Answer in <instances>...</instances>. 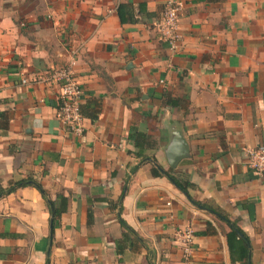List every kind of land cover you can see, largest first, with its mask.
<instances>
[{
	"label": "crops",
	"instance_id": "obj_1",
	"mask_svg": "<svg viewBox=\"0 0 264 264\" xmlns=\"http://www.w3.org/2000/svg\"><path fill=\"white\" fill-rule=\"evenodd\" d=\"M178 1L172 48L159 33L166 0H0V189L36 179L56 206L66 198L52 231L36 186L0 196V264H182L175 232L187 227L192 264H238L227 225L196 202L236 220L251 263L264 264V175L245 155L264 144V0ZM72 53L81 135L56 117L59 87L45 80ZM172 125L190 153L175 168ZM132 127L187 193L128 153Z\"/></svg>",
	"mask_w": 264,
	"mask_h": 264
},
{
	"label": "built area",
	"instance_id": "obj_2",
	"mask_svg": "<svg viewBox=\"0 0 264 264\" xmlns=\"http://www.w3.org/2000/svg\"><path fill=\"white\" fill-rule=\"evenodd\" d=\"M182 3L178 0H166L159 21V33L170 47H174L178 40V16ZM75 53V52H74ZM74 65L73 53L69 62L53 70L45 80L57 83L59 87V105L56 117L72 133L81 135L84 129L83 114L81 112L82 87L77 81L72 66ZM247 166L253 172L264 175V144H258L245 149ZM175 239L182 249V264H192L193 232L187 227L175 232Z\"/></svg>",
	"mask_w": 264,
	"mask_h": 264
},
{
	"label": "trees",
	"instance_id": "obj_3",
	"mask_svg": "<svg viewBox=\"0 0 264 264\" xmlns=\"http://www.w3.org/2000/svg\"><path fill=\"white\" fill-rule=\"evenodd\" d=\"M125 7L123 5L118 6V16L120 18L121 22L130 21L131 18L124 15ZM181 100L173 98L169 93H164V103L169 104L171 106H176L180 103ZM100 104L97 102L94 105V111L92 113H89L88 116L95 120L98 116ZM82 114H85L83 112V109L81 110ZM129 140H131L133 145V150H128V153L132 154L135 158H137L140 162H148L146 159L148 157L154 159L153 155H150L147 153V151L154 150L157 146L156 140L148 133L143 132L139 130L137 127H132L130 134H129ZM151 173L152 175L158 176L161 174H164L168 176L172 182L178 186L182 191L187 193V188L190 185L189 181H181L175 176H173L169 170H159L154 165H151ZM23 185H34L36 186L39 191L41 192L42 196L45 197L48 201V205L50 207V214H51V230L53 231L54 225L59 218V216L66 210V198L60 197L58 206L55 205L54 201L48 199L45 194V190L41 186V183L36 179H26L23 181H18L16 183H13L11 186H9L6 189H0V196L7 194L13 190H15L17 187L23 186ZM197 205L206 208L207 210L211 211L216 215V218H218L220 221L224 222L228 230L224 232L225 241L227 245V249L229 252L230 260L233 263L238 264H252L250 259L251 254V245L249 237L245 234V232L239 227L236 220H231L225 213H223L219 209H211V207L205 203L196 202ZM121 225L127 230L124 234L126 236H130L133 239H136L137 241H141V238L136 235V233L125 224L124 221L120 219ZM211 225L208 224V228L210 229ZM128 236V237H129ZM121 249V246H117Z\"/></svg>",
	"mask_w": 264,
	"mask_h": 264
},
{
	"label": "water",
	"instance_id": "obj_4",
	"mask_svg": "<svg viewBox=\"0 0 264 264\" xmlns=\"http://www.w3.org/2000/svg\"><path fill=\"white\" fill-rule=\"evenodd\" d=\"M164 154L168 166L171 168H175L182 159L190 156L189 147L184 137L183 131L175 125H172L170 139L164 148ZM146 161L149 163L151 162L159 170H163L152 158L148 157ZM143 162L144 161H141L140 163Z\"/></svg>",
	"mask_w": 264,
	"mask_h": 264
}]
</instances>
